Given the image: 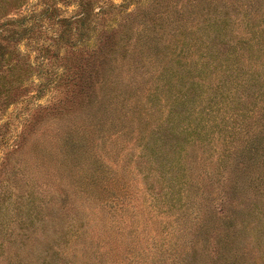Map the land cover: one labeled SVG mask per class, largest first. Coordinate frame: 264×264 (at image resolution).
Listing matches in <instances>:
<instances>
[{"label":"rangeland","instance_id":"1","mask_svg":"<svg viewBox=\"0 0 264 264\" xmlns=\"http://www.w3.org/2000/svg\"><path fill=\"white\" fill-rule=\"evenodd\" d=\"M0 264H264V0H0Z\"/></svg>","mask_w":264,"mask_h":264},{"label":"trees","instance_id":"2","mask_svg":"<svg viewBox=\"0 0 264 264\" xmlns=\"http://www.w3.org/2000/svg\"><path fill=\"white\" fill-rule=\"evenodd\" d=\"M206 14H198V16H196V22L194 21V23L191 25L189 24V26H183L182 28V39H184V34L185 33H193L195 34L196 32H198V30H201L204 27H200V24H204L207 27V23H210V21L213 20V22L215 24H219L221 22L220 18L217 16V14H215L214 17H212V19L205 17ZM203 17V18H200ZM175 30H173L172 32H174ZM172 32L170 33V37L173 38ZM174 34V33H173ZM179 36H181L180 34H178ZM177 38V37H176ZM170 42V41H169ZM171 44L170 46H172V42L169 43ZM166 45L165 49H170V46ZM174 58L170 57L168 54V51L166 52L164 58L162 60H159L157 62H155L156 66H155V73H157L156 75V79L155 81H152L151 84H153V89L151 87H147V88H143L141 89V93H146L145 95H151L154 91V93L158 90V86H160V88H164L167 89L169 88V86L173 83V81L175 80L176 76H173L170 72L171 71H175L173 69V67L171 66V61ZM156 95V94H155ZM150 97V96H149ZM142 102H139L138 104V108L134 111V114L138 115V122H139V126L141 127V129L143 130V132L145 134L149 133V136L151 135V131H150V125L151 123L147 120L146 117V110L149 108H144L145 104H141ZM140 132V131H139Z\"/></svg>","mask_w":264,"mask_h":264}]
</instances>
